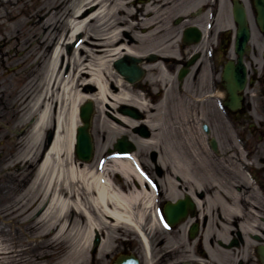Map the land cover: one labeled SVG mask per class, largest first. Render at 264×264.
I'll return each mask as SVG.
<instances>
[{"label": "flooded vegetation", "instance_id": "flooded-vegetation-1", "mask_svg": "<svg viewBox=\"0 0 264 264\" xmlns=\"http://www.w3.org/2000/svg\"><path fill=\"white\" fill-rule=\"evenodd\" d=\"M235 1H243L250 37L242 50L245 84L232 96L220 76L230 60L235 82L242 73L234 47ZM138 2L131 0L125 17L137 28L165 21V15L152 13L160 7L168 13L174 11L175 17L159 35L154 28L147 29L143 43L129 38L135 46H148L149 52L157 53V60L143 63L144 83L132 88L139 86L149 94L146 75L156 74L159 66L175 77L184 70L182 83L176 80L172 87L179 99L180 117L186 123L214 129L219 153L208 148L207 140L201 144L197 132L191 134L194 148L161 151L162 155L146 150L140 167L153 187L149 190L144 184L146 193L153 194L150 201L132 202L127 223L94 218L95 228L88 238L83 219L81 245L73 264H264V32L253 0H155L151 12L146 3ZM5 7L0 0V11ZM31 8L21 5L12 22L0 21V72H17L22 62L16 59L23 54L30 57L37 37ZM20 17L25 20L21 22ZM191 26H197L201 34L184 42V29ZM173 32L177 36H171ZM171 41L176 42L167 52L159 51ZM16 87L13 82L11 89ZM5 107L2 91L0 120L5 118ZM5 139L0 131V140ZM133 185L138 187L132 180L131 186L122 188L130 193ZM158 214L168 227L159 222ZM64 250L49 253V264L67 258Z\"/></svg>", "mask_w": 264, "mask_h": 264}, {"label": "rangeland", "instance_id": "rangeland-1", "mask_svg": "<svg viewBox=\"0 0 264 264\" xmlns=\"http://www.w3.org/2000/svg\"><path fill=\"white\" fill-rule=\"evenodd\" d=\"M50 1L52 0H46L45 2L40 0L39 2L45 5ZM103 2L108 9L103 16L104 19L102 23L100 24L95 17V20L88 25L96 38L94 40L99 42L102 36L106 38L105 40H112L110 41L111 43H116L118 40H122V38L126 39V26L116 25V20L112 13L117 9L120 13L125 10L120 7L125 3L124 0H103ZM70 9L71 6L68 10H63L62 13H53L51 17L48 16L47 19H45L44 23L38 21L39 25H36L33 29V32L37 34L38 40L32 45L31 50L33 51L30 53V59H27L25 54L21 56L20 59H17L18 62H23V65L20 70L13 72L12 75L6 74L4 76L2 75L3 73L0 72V93L2 91L5 92L6 100L5 118L0 120V131L6 138V140H0V264H49V230L58 223V217L55 219L52 218L53 215H56L54 210L49 211L46 217L42 215L44 210L38 216H34L35 212L40 209L42 205L46 207L47 198L49 199L48 195L45 196L43 192L45 188L43 185L46 183L48 177L47 175H38L37 170L43 160L45 149L48 146V140L54 135L53 130L55 129L58 117H62L63 120L61 123L63 127L66 123V110L70 103L64 98L61 90H55L53 92L50 98L51 101H49V99L47 100V95L42 96L46 87V83H44V65L47 62L48 54H50L54 46V40L58 38L55 37L58 33L56 30L60 27L64 29L63 33L66 31L65 16L70 12ZM121 32L122 34L120 35ZM110 34L112 35L109 36ZM90 37L89 40H91ZM57 44L58 43H56V45ZM107 44L108 43L105 41L101 48L106 49ZM115 45L116 44L112 45V47ZM64 48H66V44H64ZM87 48L90 57L93 54H97V50H94V45H88ZM64 52H66V50ZM69 52L71 54L74 53L72 50ZM121 52L122 51L118 52V55ZM75 58L76 57H73V59ZM78 62H81L80 59ZM107 62L108 63L104 64L101 68L102 75L111 82L116 83L118 76L116 73L108 70L107 65H109L110 59H108ZM85 63H88V60H86ZM27 68L28 70L26 72ZM17 74H19V76L15 77ZM83 78V76L76 78V89H71V92L81 87ZM18 79L22 81L17 83L15 90H12V83L18 81ZM41 87L43 88L40 89ZM31 91L32 93L34 92V95L36 94L35 96H39L40 98L45 97V100L50 104L47 123L43 124L38 138L37 136L31 135L32 127L36 122L37 111H39L36 104L34 106L32 103L30 105L28 102ZM113 94L117 95H115V99L107 98V100H105L111 107L104 103L105 101L101 103L99 100H92L94 110L90 132L93 137L94 155L92 160L85 162L86 169L89 171L93 169L101 171L102 168H100V166L106 165L105 161L108 160L105 153L106 148L111 146L116 137L122 134H129L127 130L129 125H126L127 123L124 124L125 126L116 125L115 120L108 117L111 114L110 111H113V108H115L114 104L120 101L119 99H122L120 94ZM168 109H170V107H168ZM16 116L19 117V122L12 120ZM31 118L35 119L33 124L30 126L29 123L25 131L26 133L23 132L17 136L15 130L21 128L22 125L20 124L27 123ZM184 127L183 123H180V125L176 127L175 124H162L161 122L157 126L151 127V132L156 134V139L163 141L162 139L165 137L162 136V134L166 135V130L168 128H170V134L175 132L178 134L184 130ZM194 128L197 130L195 125ZM60 131L62 134L66 132L64 129ZM172 137L173 135L170 136V138ZM134 139L137 140L136 142L133 141L137 147L135 148V154L137 157H140L141 160H143L145 155L144 152L147 149H159L157 144L154 145L155 142L145 144L142 143V141L140 142L137 138ZM67 144L68 141L64 138L61 147H63V156L64 159H67V165H80L81 162L76 158L72 147H68ZM163 155L168 156L167 154ZM198 161L200 162V159ZM112 164L113 163L109 164V168H111ZM104 171L105 175L109 173L117 186H123V188L128 187L126 181L115 179L113 171H109L107 168L103 170L102 173ZM67 181H69V179H67ZM36 186L38 187L36 188ZM67 187L63 190L64 194L66 193L70 196L69 193L72 191L77 198H81V200L79 199L80 206L83 205V202L88 207L90 206L88 200L89 193L84 189V182L82 180L77 179L69 181ZM145 196L148 197V194H145ZM70 198L74 199V195ZM107 205V207L112 210H119L120 207L121 211V209L124 208L120 204L117 205L112 201H109ZM91 214L93 215V219H103L105 218L106 211H104L103 208H98ZM82 220L83 217L80 211L70 207L64 214V222L66 223L64 229H62L63 232L60 231L62 234L52 238L54 239L53 242H60L59 245H62L64 241L62 242L60 238H64L63 235L65 236V234L69 236L67 248L69 249L68 254L70 257L74 254L76 255L77 233L81 227L80 225L83 224V222H81ZM56 229L57 228H55V230ZM70 260L76 261V256L75 258H70Z\"/></svg>", "mask_w": 264, "mask_h": 264}, {"label": "bare ground", "instance_id": "bare-ground-1", "mask_svg": "<svg viewBox=\"0 0 264 264\" xmlns=\"http://www.w3.org/2000/svg\"><path fill=\"white\" fill-rule=\"evenodd\" d=\"M60 4L58 6H60ZM71 4L73 5V9L70 10L65 18L66 31L62 33V30H60L57 33L58 37L62 34L60 36L61 41L53 47L44 65V83H46V87L42 94V96L47 95V100L49 99V101H51L50 98L53 92L55 90H61L64 98L70 103L66 110L67 119L63 127L61 123L63 119L61 116L58 117L55 129L53 130V138L46 147L43 160L37 170L38 175L42 174L48 177L46 183L43 185L45 186L43 192L45 196L48 195L49 199L47 198L46 207L44 205L45 209L42 215L46 217L49 211L54 210L56 212V215H53L52 218L55 219L58 217V223L54 225L58 232L62 231L65 227L66 222H64V214L70 207H73L75 210L78 209V211L81 210V198H77L72 191L69 193L70 196L63 192L69 185V181L77 179L82 180L84 182V189L89 193V202L104 207L106 212L112 214L117 219H120V217L122 218V214L116 210L107 209L105 202L112 201L113 203L125 206V204L129 202V198L131 199V196L127 197L118 190L113 189L110 181L103 177L102 174L93 173L81 167V165H67V159H64L63 156V147L61 146L64 138L68 141L67 146L72 147L74 129L75 125L78 123L77 106L86 100H99L103 103L107 98L109 99L112 96L114 98L116 97L112 94V88L114 87L111 85V81L103 77L101 71L103 67V57L101 53H103L104 50L98 48L102 47L103 39L101 38L99 42L94 40L96 38L94 37L93 31L88 27V25L95 20V17L101 21V16H104L106 6L103 0H66L62 2V5ZM62 8L63 7H61L58 13H61ZM89 37L91 40H89ZM64 44H66V48H64ZM88 45H94V50H97L96 55L93 54L91 57L89 56ZM122 48L124 50V47ZM65 50L66 52H64ZM71 50L72 52L74 51L73 54L69 52ZM113 51L117 53L120 49L116 48ZM73 57H76V60L73 59ZM79 59L81 62H78ZM83 60H88V63H83ZM64 66L66 67L65 71L63 69ZM79 76L84 77L81 82V87L71 92V89H76V78ZM119 81L120 80H117L116 82ZM42 88L43 87L40 89ZM120 94L124 95V98H127V94L124 92ZM35 95L34 92L32 93L31 91L28 102L30 105L31 103L34 106L36 104L39 109L31 134L38 138L43 124L47 123L50 104L45 100V97L40 98ZM157 116V114H154L155 118H157ZM123 120L126 119L124 118ZM61 129L66 130V132L62 134L60 131ZM132 160L131 158L113 160V167L119 169L123 173H127L129 170H132ZM113 167L112 169H114ZM67 179H69V181H67ZM37 187L38 186H36V188ZM91 190L94 194L90 193ZM73 195L74 199H71L70 197ZM85 213L88 214L89 211L85 209Z\"/></svg>", "mask_w": 264, "mask_h": 264}, {"label": "water", "instance_id": "water-1", "mask_svg": "<svg viewBox=\"0 0 264 264\" xmlns=\"http://www.w3.org/2000/svg\"><path fill=\"white\" fill-rule=\"evenodd\" d=\"M117 68L123 75H126V76L128 75V72L126 71V68L124 67V65H120L117 63ZM78 131L79 133L76 137L77 139L76 152L82 158H86L89 154V149H90V143L88 141V136L84 133L82 128H79Z\"/></svg>", "mask_w": 264, "mask_h": 264}]
</instances>
